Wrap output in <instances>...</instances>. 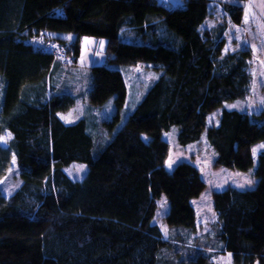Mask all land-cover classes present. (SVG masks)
Segmentation results:
<instances>
[{
	"label": "trees",
	"instance_id": "trees-1",
	"mask_svg": "<svg viewBox=\"0 0 264 264\" xmlns=\"http://www.w3.org/2000/svg\"><path fill=\"white\" fill-rule=\"evenodd\" d=\"M210 1L0 0V138L8 134L5 144L0 139V179L15 159L22 181L0 194V264H212L211 250L189 241L192 200L206 181L194 162L166 169L162 134L176 126L182 145L205 134L214 165L245 171L264 141V105L257 113L222 106L249 95L251 51H224V25L200 29ZM219 1L242 24L245 0ZM44 30L69 64L83 35L105 39L85 95L93 105L114 100L112 117L100 122L104 134L87 115L70 124L61 118L76 96L57 86L68 63L28 43ZM139 63L161 72L112 131L127 100L122 69ZM219 109L218 122L209 123ZM257 159L255 186L211 192L214 248L234 264H264V149ZM72 162L86 164L82 179L67 175ZM162 195L167 236L153 221Z\"/></svg>",
	"mask_w": 264,
	"mask_h": 264
},
{
	"label": "rangeland",
	"instance_id": "rangeland-1",
	"mask_svg": "<svg viewBox=\"0 0 264 264\" xmlns=\"http://www.w3.org/2000/svg\"><path fill=\"white\" fill-rule=\"evenodd\" d=\"M169 1L172 6L177 3V0ZM242 4L245 6L244 20L242 24L236 25L230 21L219 0L210 1L208 4V17L200 29L215 28L216 26L219 28L220 25H224L227 29L225 32L224 51L237 49H248L251 51V56L248 59V71L251 74L249 95L244 100L225 101L222 106L228 109L235 108L243 112L257 113L264 105V0H245ZM62 35L70 38L75 37L72 32L62 33ZM80 46L81 50L76 64H62L61 76L57 84L60 88L70 89L76 96V102L69 110L60 111L59 114L67 124L78 120L83 115H87L89 119L94 120V124L96 123V125L102 127L100 132L104 134L107 131V126L100 122L109 120L112 117L114 100L108 99L102 105H93L86 101L85 95L92 80L90 67L94 64H100L104 60L105 39L103 37L83 35ZM160 72L161 70H155L148 63L123 67L122 75L127 83V100L121 114L120 123L112 131H115L116 128L125 122L128 113L135 107L140 96L144 94L150 83L158 77ZM220 109L209 116V123L218 122ZM178 131V128L173 125L162 134L163 138L169 143V154L164 161L166 169L171 170L182 160L194 162L200 170L202 179L207 184L200 196L192 200L197 218L195 220V230L189 236V241L193 242V244L196 242V249L211 250L210 260L212 264H234L230 253H216L214 248L217 241L213 237L215 234L213 225L217 216L213 209L211 192L225 189L227 186H233L237 189H249L255 186L257 181L254 170L258 164V153L264 149V141H258L254 145V164L248 170L242 171L214 165L215 152L209 146L205 134L200 141L182 145L177 141ZM7 139L8 134L3 136L1 143L5 144ZM7 170V174L0 179V194L5 196L12 194L22 182L15 159L11 161ZM65 171L70 178L80 180L86 173L87 167L84 163L72 162V164L65 167ZM168 209L166 197L162 195L153 221L161 229H164L165 236L171 232L162 218ZM208 243H210L209 246L207 245ZM253 264H257V262Z\"/></svg>",
	"mask_w": 264,
	"mask_h": 264
},
{
	"label": "built area",
	"instance_id": "built-area-1",
	"mask_svg": "<svg viewBox=\"0 0 264 264\" xmlns=\"http://www.w3.org/2000/svg\"><path fill=\"white\" fill-rule=\"evenodd\" d=\"M163 4L167 5L165 2ZM28 43L33 47L42 51L52 53L54 58L62 59L64 61L71 62L72 58L69 55H65L63 48L48 34L47 31H39L34 35L27 36Z\"/></svg>",
	"mask_w": 264,
	"mask_h": 264
},
{
	"label": "crops",
	"instance_id": "crops-1",
	"mask_svg": "<svg viewBox=\"0 0 264 264\" xmlns=\"http://www.w3.org/2000/svg\"><path fill=\"white\" fill-rule=\"evenodd\" d=\"M164 1H165V2H168L169 4H171V2H170L169 0H164ZM176 2H177V3H175V5H182V3H183L182 0H177ZM175 5H174V6H175Z\"/></svg>",
	"mask_w": 264,
	"mask_h": 264
},
{
	"label": "snow or ice",
	"instance_id": "snow-or-ice-1",
	"mask_svg": "<svg viewBox=\"0 0 264 264\" xmlns=\"http://www.w3.org/2000/svg\"><path fill=\"white\" fill-rule=\"evenodd\" d=\"M103 43V42H102ZM0 139H2V138H0ZM162 207H163V205H161Z\"/></svg>",
	"mask_w": 264,
	"mask_h": 264
}]
</instances>
